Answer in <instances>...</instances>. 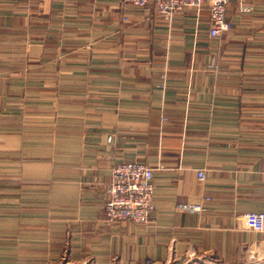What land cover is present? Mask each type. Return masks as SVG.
Listing matches in <instances>:
<instances>
[{"label": "crops", "instance_id": "0c3cea01", "mask_svg": "<svg viewBox=\"0 0 264 264\" xmlns=\"http://www.w3.org/2000/svg\"><path fill=\"white\" fill-rule=\"evenodd\" d=\"M246 1L210 36L205 8L0 0V264H264L243 216L264 208V1ZM127 159L153 167L145 223L102 215Z\"/></svg>", "mask_w": 264, "mask_h": 264}, {"label": "built area", "instance_id": "2783aa9c", "mask_svg": "<svg viewBox=\"0 0 264 264\" xmlns=\"http://www.w3.org/2000/svg\"><path fill=\"white\" fill-rule=\"evenodd\" d=\"M141 9H148L152 5L166 20L171 21L179 11L193 9L197 13L205 8L208 11V33L210 36L220 35L232 26L226 14V4L229 0H123ZM264 1V0H263ZM241 9L250 10L251 4L246 0H239ZM127 20L128 16L123 15ZM205 168L196 169L197 177L205 179ZM153 167L148 164L127 159L116 162L111 167L109 179L104 187L102 215L108 222L129 219L136 223H145L149 219L153 203ZM208 199V197H206ZM264 200V189H263ZM182 209L190 212H200L201 202L181 203ZM247 227L253 230H264V208L260 211H248L243 214ZM146 264H162L149 259Z\"/></svg>", "mask_w": 264, "mask_h": 264}]
</instances>
